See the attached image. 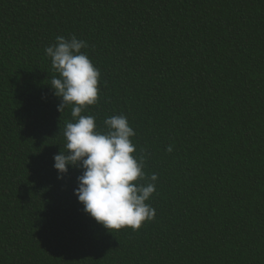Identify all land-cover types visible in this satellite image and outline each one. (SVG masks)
<instances>
[{"label":"trees","instance_id":"obj_1","mask_svg":"<svg viewBox=\"0 0 264 264\" xmlns=\"http://www.w3.org/2000/svg\"><path fill=\"white\" fill-rule=\"evenodd\" d=\"M72 35L100 72L82 115L126 116L158 177L139 230L54 169L75 121L44 50ZM0 264H264V0H0Z\"/></svg>","mask_w":264,"mask_h":264},{"label":"clouds","instance_id":"obj_2","mask_svg":"<svg viewBox=\"0 0 264 264\" xmlns=\"http://www.w3.org/2000/svg\"><path fill=\"white\" fill-rule=\"evenodd\" d=\"M88 47L87 41L72 35L56 37V42L44 50L58 74L51 77L50 83L61 99L58 111L70 107L75 121L65 126V151L53 157L54 169L58 178L70 168L82 170L74 195L85 213L105 229L139 230L155 218V209L146 202L156 190L158 177H148L143 171L145 155H134L136 146L131 138L136 133L126 116L106 118V131H101L94 116L82 115L88 106L96 104L99 91V69L82 51ZM168 151H172L171 147Z\"/></svg>","mask_w":264,"mask_h":264}]
</instances>
